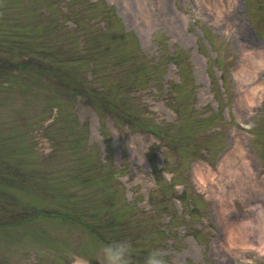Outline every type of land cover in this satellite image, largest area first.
<instances>
[{
  "label": "rangeland",
  "instance_id": "obj_1",
  "mask_svg": "<svg viewBox=\"0 0 264 264\" xmlns=\"http://www.w3.org/2000/svg\"><path fill=\"white\" fill-rule=\"evenodd\" d=\"M5 153L0 264H264V0H0Z\"/></svg>",
  "mask_w": 264,
  "mask_h": 264
},
{
  "label": "trees",
  "instance_id": "obj_2",
  "mask_svg": "<svg viewBox=\"0 0 264 264\" xmlns=\"http://www.w3.org/2000/svg\"><path fill=\"white\" fill-rule=\"evenodd\" d=\"M22 53L26 54L25 52ZM1 140L3 139L1 138ZM4 140L8 142L7 139ZM11 161L12 158L8 153L0 155V201L2 202H0L2 204L0 208L6 212L5 218H0V232L8 231L7 234L10 235L15 232L18 224L17 214L13 213L16 203V178L15 170L9 168Z\"/></svg>",
  "mask_w": 264,
  "mask_h": 264
},
{
  "label": "clouds",
  "instance_id": "obj_3",
  "mask_svg": "<svg viewBox=\"0 0 264 264\" xmlns=\"http://www.w3.org/2000/svg\"><path fill=\"white\" fill-rule=\"evenodd\" d=\"M132 243L127 238L116 239L103 244L99 249L101 264H130ZM144 264H168L163 249L152 248L144 259Z\"/></svg>",
  "mask_w": 264,
  "mask_h": 264
},
{
  "label": "bare ground",
  "instance_id": "obj_4",
  "mask_svg": "<svg viewBox=\"0 0 264 264\" xmlns=\"http://www.w3.org/2000/svg\"><path fill=\"white\" fill-rule=\"evenodd\" d=\"M242 70H243V67L241 68ZM235 153V149H232L231 151H229L223 158H221L220 159V169H222V166H223V164L225 163V162H228V161H230V160H232L233 159V154ZM260 216H263V222H264V213H261L260 214ZM258 220V219H257ZM237 224H239V223H234V222H230L228 225H227V227H226V229L228 230V228L230 229H232V230H234V231H238L239 232V228H238V226H236Z\"/></svg>",
  "mask_w": 264,
  "mask_h": 264
}]
</instances>
